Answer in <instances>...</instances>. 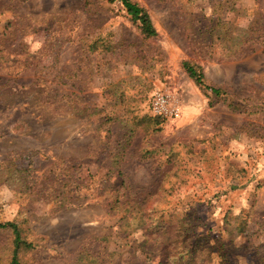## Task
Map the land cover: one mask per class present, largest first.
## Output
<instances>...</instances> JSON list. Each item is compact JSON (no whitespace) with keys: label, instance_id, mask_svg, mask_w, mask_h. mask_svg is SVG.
<instances>
[{"label":"rangeland","instance_id":"374dc122","mask_svg":"<svg viewBox=\"0 0 264 264\" xmlns=\"http://www.w3.org/2000/svg\"><path fill=\"white\" fill-rule=\"evenodd\" d=\"M130 1L0 0V264H264V0Z\"/></svg>","mask_w":264,"mask_h":264},{"label":"trees","instance_id":"16d2710c","mask_svg":"<svg viewBox=\"0 0 264 264\" xmlns=\"http://www.w3.org/2000/svg\"><path fill=\"white\" fill-rule=\"evenodd\" d=\"M121 2L124 5L125 9L127 10L128 14L131 16V18L134 21H137L140 23L141 31L145 36L152 37V36L157 35V31L155 30L153 26L150 16L144 8L140 7L137 3H133L130 0H121ZM184 67L186 71L188 72L189 76L193 78L199 86L203 87V89L205 90L211 89L213 93L217 95L220 94L221 92L220 89L211 88L205 84V76L203 72L200 71L198 68H196L193 64L189 62H185ZM3 227H11L13 229V233L15 234V238H14L15 258L17 257L18 251L20 249H28L32 247V244L30 243L28 244L26 241L22 239L20 235V231L18 230V227L15 223L9 222V223L4 224ZM14 261H16V259H14Z\"/></svg>","mask_w":264,"mask_h":264},{"label":"built area","instance_id":"2783aa9c","mask_svg":"<svg viewBox=\"0 0 264 264\" xmlns=\"http://www.w3.org/2000/svg\"><path fill=\"white\" fill-rule=\"evenodd\" d=\"M149 110L152 116L163 120H173L181 114L176 95L166 87H162L152 94Z\"/></svg>","mask_w":264,"mask_h":264}]
</instances>
